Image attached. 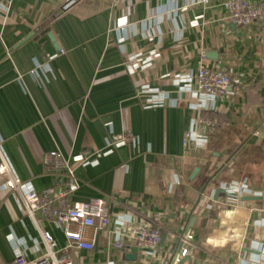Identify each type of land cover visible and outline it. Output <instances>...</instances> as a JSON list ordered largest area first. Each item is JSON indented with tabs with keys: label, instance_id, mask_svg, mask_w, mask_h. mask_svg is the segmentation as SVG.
<instances>
[{
	"label": "crops",
	"instance_id": "obj_1",
	"mask_svg": "<svg viewBox=\"0 0 264 264\" xmlns=\"http://www.w3.org/2000/svg\"><path fill=\"white\" fill-rule=\"evenodd\" d=\"M222 2L0 0V141L22 193L54 185L44 155L59 151L84 182L73 203L109 196L114 214L164 227L156 259L132 241L115 249L101 231L94 250L75 253L77 264H172L187 232L196 247L182 264H264V22L240 28ZM148 55V66L125 64ZM202 58L231 69L234 87L196 110L170 74L195 76ZM144 87L170 99L150 107ZM200 115L215 121L211 131ZM188 132L199 136L185 146ZM121 134L127 140L108 148ZM97 150L100 159L79 165L78 155ZM4 182L2 261L45 256V233L63 248V228L30 216Z\"/></svg>",
	"mask_w": 264,
	"mask_h": 264
},
{
	"label": "built area",
	"instance_id": "obj_2",
	"mask_svg": "<svg viewBox=\"0 0 264 264\" xmlns=\"http://www.w3.org/2000/svg\"><path fill=\"white\" fill-rule=\"evenodd\" d=\"M125 1L128 0H114V3L122 4ZM222 6L229 13L232 23L240 28L264 22V5L262 4L249 0H223ZM152 55L130 57L125 64L130 69L140 65L148 66ZM170 76L173 83L178 86V94L188 93L192 96L191 105L196 110L202 106L208 109L213 108L214 100L228 96L234 87L231 69L222 66L209 67L204 58L200 60L195 76L177 73H172ZM193 80L195 87L191 86ZM143 92L150 95L147 100L150 107L162 105L170 99V92L162 88L144 87ZM197 124L203 133H207L215 126V121L200 115ZM198 136L197 132H188L184 145L188 146L196 142ZM126 140L127 136L124 134L115 135L109 139L107 147H114ZM103 154L102 150L92 153L86 151L78 155L76 159L79 165L84 166L95 163ZM44 163L46 173L56 180L54 185L41 192L22 193V180L12 170L0 141V180L3 179L6 187L21 194L23 204L30 216L34 217L38 213L62 227L66 244L63 248L56 250L53 237L50 233H45L43 235L47 249L45 256L32 261L28 259L24 251H20L8 263H4L0 258V264H77L75 253L82 250H94L99 243L101 231L113 236V247L119 251L124 250L127 241H132L144 251L147 257L158 258L164 229L158 221L149 217L125 218L114 214L112 210L114 198L109 196L93 197L79 204L73 203V194L84 185V182L76 175L77 167H74L70 159L59 151L46 153ZM193 238L189 232L180 236L182 249L172 264H182L184 258L190 255L191 249L196 247Z\"/></svg>",
	"mask_w": 264,
	"mask_h": 264
},
{
	"label": "water",
	"instance_id": "obj_3",
	"mask_svg": "<svg viewBox=\"0 0 264 264\" xmlns=\"http://www.w3.org/2000/svg\"><path fill=\"white\" fill-rule=\"evenodd\" d=\"M48 35L51 38V40L56 44V40H55L54 35L52 34L51 31H48ZM56 47H58L57 44H56Z\"/></svg>",
	"mask_w": 264,
	"mask_h": 264
}]
</instances>
